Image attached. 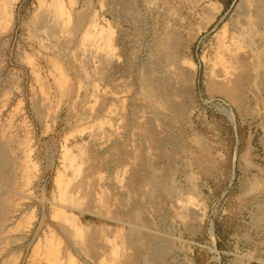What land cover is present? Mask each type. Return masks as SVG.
<instances>
[{
  "label": "rangeland",
  "instance_id": "rangeland-1",
  "mask_svg": "<svg viewBox=\"0 0 264 264\" xmlns=\"http://www.w3.org/2000/svg\"><path fill=\"white\" fill-rule=\"evenodd\" d=\"M53 1L0 0V264H264V24L212 65L255 0Z\"/></svg>",
  "mask_w": 264,
  "mask_h": 264
},
{
  "label": "bare ground",
  "instance_id": "bare-ground-1",
  "mask_svg": "<svg viewBox=\"0 0 264 264\" xmlns=\"http://www.w3.org/2000/svg\"><path fill=\"white\" fill-rule=\"evenodd\" d=\"M55 1H57V7L59 8V12L53 14L48 13V16L51 17L54 20H50L51 21H55V20H59L58 17L59 15L65 14L64 10H63V6L61 4V2L59 0H54L53 2L55 3ZM212 3L219 5L218 9L220 8L221 4L219 2H215L213 1ZM56 5V4H54ZM251 5V6H250ZM248 6H250V8L244 13V16L232 27V28H226L227 27V23L224 24V26L222 27V30L220 31L221 36H222V40L221 42L218 44L217 49L215 51V56H214V60L212 62L213 67H216L218 69H220L221 71H223L224 73H227L230 69L233 68V65H235L236 63H240L243 62L248 54L255 57H258V53L260 52V50L258 49V47H252L251 51L248 52V49L250 46H252V44H254V37L258 34V30L255 28L256 25H258V23H263L264 24V0H255L253 2V4H250ZM48 7V6H46ZM49 8V7H48ZM50 9V8H49ZM48 9V10H49ZM217 9L215 6H209L208 8V13L211 12V10H215ZM64 12V13H63ZM217 12V10H216ZM239 12V11H238ZM43 14V13H42ZM46 14V13H45ZM43 14V17H46V15ZM238 15V14H237ZM213 14L211 15V17L213 18ZM210 17V20L212 19ZM61 18L63 19V15L61 16ZM45 19V18H44ZM47 20V19H46ZM45 20V21H46ZM49 20V19H48ZM47 20V21H48ZM64 20V19H63ZM62 20V21H63ZM209 20V21H210ZM39 21V20H38ZM44 21V22H45ZM50 22V21H48ZM47 22V23H48ZM56 22V21H55ZM41 23V22H40ZM47 23L45 25H47ZM58 23V22H57ZM61 23V22H60ZM63 23V22H62ZM61 23V25H62ZM37 24H39L37 22ZM44 24V23H41ZM55 24V23H52ZM60 25V26H61ZM40 26V24H39ZM52 26L51 23L49 24V27ZM57 26V25H56ZM205 26V25H204ZM58 27V26H57ZM98 27V26H95ZM40 28V27H38ZM56 28V27H55ZM54 28V29H55ZM61 28V27H60ZM56 29V30H60L61 29ZM228 29V30H227ZM51 32V31H50ZM49 32V33H50ZM55 34V32H53ZM219 33V31H218ZM219 33V34H220ZM53 34V35H54ZM57 34V33H56ZM98 34L100 35V37L102 36L101 32H98ZM98 35V36H99ZM264 35V34H263ZM103 37V36H102ZM55 38V37H54ZM99 43V42H98ZM98 45V44H97ZM264 46V45H263ZM243 50H245V53H243ZM171 55L169 53H165V58L168 60H171ZM187 66H184V75H186L189 78H193L194 72H195V68H196V63L191 59V58H187ZM258 63V62H257ZM181 69V67H179ZM239 86V84H238ZM155 102V101H154ZM223 109V108H222ZM229 116H231V112L229 110H225ZM5 150V149H4ZM3 151V150H2ZM4 152V151H3ZM5 154V153H4ZM3 154V155H4ZM13 158V157H12ZM74 158V157H73ZM3 157L0 155V169L3 163ZM5 161V159H4ZM8 161V160H6ZM71 162V161H70ZM6 164V163H5ZM156 171V170H155ZM152 174V173H151ZM154 177V176H153ZM155 179V178H154ZM150 180V179H149ZM163 183V182H162ZM159 185V184H158ZM157 187V186H156ZM159 187V186H158ZM167 188V187H166ZM169 189V188H167ZM171 189V188H170ZM190 195V194H189ZM6 198V196H5ZM2 199V198H1ZM185 199V198H184ZM177 202V201H176ZM264 212V211H263ZM62 213V212H61ZM185 213V212H184ZM66 216V215H65ZM125 216V215H124ZM262 216V215H261ZM186 217V216H185ZM127 218V217H126ZM258 220V218H257ZM260 221V220H258ZM262 221V220H261ZM2 223V222H1ZM134 224V223H133ZM146 224V223H145ZM2 225V224H1ZM129 228V227H128ZM132 228V227H131ZM130 228V229H131ZM212 228H210V231ZM79 230V229H78ZM98 230V229H97ZM80 231V230H79ZM81 233V232H80ZM131 233V232H130ZM213 236V235H212ZM142 237V236H141ZM138 238V237H137ZM136 238V239H137ZM132 239V238H131ZM145 239V238H143ZM133 240V239H132ZM154 240V239H152ZM135 241V240H134ZM133 241V242H134ZM137 242V241H136ZM152 242V241H151ZM138 243V242H137ZM136 243V244H137ZM144 243V242H143ZM113 246V245H112ZM112 246H110L112 248ZM116 246V245H115ZM151 246V245H150ZM117 247V246H116ZM143 247V246H142ZM60 249V248H59ZM138 249V248H137ZM53 250V249H52ZM109 250V249H108ZM56 251V250H55ZM54 252V251H53ZM63 251H61L60 253H62ZM113 253V252H112ZM58 254V253H57ZM64 254V253H63ZM60 255V254H59ZM116 255V254H115ZM63 256V255H60ZM118 257V256H117ZM63 258V257H61ZM150 258V257H149ZM147 259V258H146ZM59 260H62L59 258ZM149 261V260H147ZM158 262V261H157ZM69 263V262H68ZM148 263V262H147ZM152 263V262H151ZM73 264V262H72ZM150 264V261H149Z\"/></svg>",
  "mask_w": 264,
  "mask_h": 264
}]
</instances>
